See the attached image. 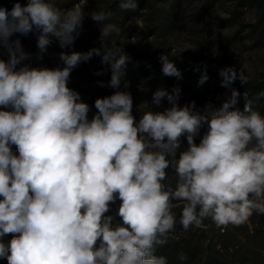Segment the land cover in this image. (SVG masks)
Masks as SVG:
<instances>
[{"label": "clouds", "instance_id": "1", "mask_svg": "<svg viewBox=\"0 0 264 264\" xmlns=\"http://www.w3.org/2000/svg\"><path fill=\"white\" fill-rule=\"evenodd\" d=\"M137 7V0H119L121 10ZM85 15L80 4L61 9L53 0L0 7V50L8 55L0 58V260L169 264L156 250L175 229L174 202L182 205L184 231L204 228L206 219L226 228L264 214V115L247 93L243 110L235 107L240 93L232 85L248 83L243 71L219 70L226 90L219 107L181 105L179 87L157 88L151 101L143 102L148 110L137 117L131 92L120 90L122 82L129 87L131 57L115 41L103 52H61L63 67H18L30 57L11 39L15 34L39 32L42 58L52 37L61 48L70 47ZM90 16L101 38L120 35L111 11ZM93 55L106 65L94 74L111 73L99 86L115 90L95 99L94 113L68 86L73 70ZM159 59L164 76L182 78L168 54ZM208 79L205 72L198 86ZM178 259L188 257L181 252Z\"/></svg>", "mask_w": 264, "mask_h": 264}, {"label": "rangeland", "instance_id": "2", "mask_svg": "<svg viewBox=\"0 0 264 264\" xmlns=\"http://www.w3.org/2000/svg\"><path fill=\"white\" fill-rule=\"evenodd\" d=\"M15 2L17 0H0V7L11 10ZM19 2L24 5L27 0ZM53 2L61 9L75 4L85 7L81 35L70 47L65 48H61L58 39L52 37V43L41 58L37 47L39 32L33 30L27 35L15 34L11 39L21 41L23 50L30 57L18 67H63L59 59L61 52L86 53L93 48L103 52V49L113 47L115 41L131 57L125 77L129 87L125 89L122 82L120 90L131 92L133 112L137 117L148 110V105L143 102H150L152 93L157 88L171 91L172 88L179 87L181 105L195 101L198 108L208 102L219 107L226 91L221 86L219 70L227 66L243 71L250 81L264 79V0H148L134 11L121 10L119 0H86V5L85 0ZM93 11H111L110 22L120 27V35L112 34L101 38L100 27L90 16ZM161 54H168L169 59L174 61L182 73L181 79L162 74L159 59ZM5 57V51L0 50V58ZM104 68L106 65L101 63V56L93 55L88 62L81 63L73 70L68 84L81 94L82 99L92 108V113L96 111V98L111 95L115 91L98 84L99 81L107 84L110 80V71L101 76L94 74ZM205 72L209 79L198 86V81ZM232 86L240 93L239 101L244 91L237 80ZM218 96L221 97L220 100L217 99ZM168 106L165 101L163 107ZM261 114L264 115V112ZM118 205L119 201L113 204L112 211ZM203 223L206 232L216 230L229 237L238 234L242 241H247L264 258V214L254 213L241 226L217 228L211 219H206ZM183 236L182 229L170 233L172 242L179 241ZM4 239L10 240L7 236ZM192 243L199 248L200 242L194 239ZM0 264H7V261L0 260Z\"/></svg>", "mask_w": 264, "mask_h": 264}, {"label": "trees", "instance_id": "3", "mask_svg": "<svg viewBox=\"0 0 264 264\" xmlns=\"http://www.w3.org/2000/svg\"><path fill=\"white\" fill-rule=\"evenodd\" d=\"M147 1L137 0L138 7L146 4ZM20 43L22 45L21 41ZM5 55L4 60H7L6 51ZM237 81L240 83L244 93H247V98L253 101L254 108L260 113L264 112V95H261V93H264V79L258 81L248 80L245 85H242L239 80ZM245 102L244 95H242L235 107L243 110ZM169 181H171L173 186L175 185V176L171 170H169ZM174 203L177 204L174 208L176 217L174 231L178 232V229L183 230L179 222L182 205L179 202ZM115 211L110 214L114 215ZM206 231L207 229L205 228H191L188 231H184V236L177 242H172L169 236L168 243L164 246H158L156 254L166 256L169 264H264V258L261 257L259 251L251 247L247 241H242L238 234L229 237L227 234L216 230ZM7 237L12 238L11 235ZM194 239L200 242L198 249L192 243ZM181 252L187 255V261L181 262L178 259V255Z\"/></svg>", "mask_w": 264, "mask_h": 264}]
</instances>
